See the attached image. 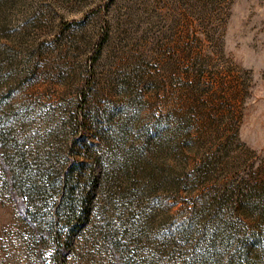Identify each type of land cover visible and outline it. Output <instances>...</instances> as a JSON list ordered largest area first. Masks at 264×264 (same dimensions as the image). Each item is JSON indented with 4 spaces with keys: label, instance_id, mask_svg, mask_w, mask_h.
<instances>
[{
    "label": "rangeland",
    "instance_id": "obj_1",
    "mask_svg": "<svg viewBox=\"0 0 264 264\" xmlns=\"http://www.w3.org/2000/svg\"><path fill=\"white\" fill-rule=\"evenodd\" d=\"M56 250L264 264V0H0V264Z\"/></svg>",
    "mask_w": 264,
    "mask_h": 264
},
{
    "label": "trees",
    "instance_id": "obj_2",
    "mask_svg": "<svg viewBox=\"0 0 264 264\" xmlns=\"http://www.w3.org/2000/svg\"><path fill=\"white\" fill-rule=\"evenodd\" d=\"M9 183L12 186L13 192L15 194V198H17V196L24 198L25 190L23 191V189L21 190L20 188L17 189V186L15 185L14 180H12V178H10ZM55 241L56 244L59 246L60 237L56 236ZM54 261L55 262L57 261V264H61V263L63 264V261L61 260L60 250H56V254L54 255Z\"/></svg>",
    "mask_w": 264,
    "mask_h": 264
}]
</instances>
